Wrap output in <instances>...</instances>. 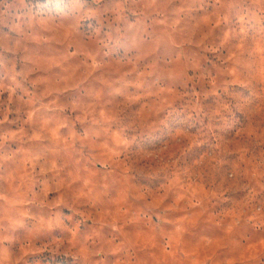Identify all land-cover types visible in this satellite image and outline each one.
Instances as JSON below:
<instances>
[{"label":"rangeland","instance_id":"rangeland-1","mask_svg":"<svg viewBox=\"0 0 264 264\" xmlns=\"http://www.w3.org/2000/svg\"><path fill=\"white\" fill-rule=\"evenodd\" d=\"M0 264H264V0H0Z\"/></svg>","mask_w":264,"mask_h":264}]
</instances>
